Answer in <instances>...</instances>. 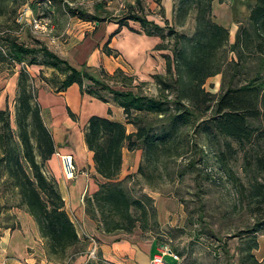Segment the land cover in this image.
Instances as JSON below:
<instances>
[{"label": "trees", "instance_id": "1", "mask_svg": "<svg viewBox=\"0 0 264 264\" xmlns=\"http://www.w3.org/2000/svg\"><path fill=\"white\" fill-rule=\"evenodd\" d=\"M49 1L53 4L59 0H44L41 4H48ZM71 1L75 3L79 0ZM214 1L177 0L175 21L171 26L169 22L164 27L157 25L133 11L121 20L122 25L128 20L137 21L148 34H161L167 39L177 33V26L185 25L190 17L195 18V34L191 37L183 33L176 36L173 53L163 54L167 74L157 75L161 81H165L170 75L176 77V112L172 111L170 100L141 95L131 89H117L85 67H74L42 44L29 46L19 43L16 38L6 44V50L0 43V63L11 60L24 64L33 56L28 64L52 66L65 75L56 84L55 76L41 74L42 79L55 85L58 91H64L78 83L83 92L105 102L113 100L124 107L128 123L137 126L136 132L129 133L126 123L94 115L87 128L86 141L94 152L97 172L105 179L100 189L86 198L87 211L107 233H132L139 222L144 231H154L153 227L160 225L154 197L149 194L136 197L125 180L121 179L125 147L131 151L145 148L146 160L149 162L161 151H173L184 145V140H180L182 127L192 126L195 135L205 134L210 146L222 144L224 140L226 151L223 150L222 153L226 157L216 153L219 168H227V172L239 186L243 200H247L256 218L250 231L251 237L247 241L250 251L247 258L251 264H264L252 252L260 246L258 233H264V0H250L249 15L246 20L241 21L234 42H231L230 29L214 20ZM9 2L10 0H0L4 5L0 8V15L6 13ZM60 6L61 4L58 5ZM63 9L84 19L106 20L99 15L92 17L85 10L69 4L63 5ZM12 11L15 15L17 10L13 8ZM157 49L164 51L169 48L167 44L161 43ZM40 53L47 62L39 61ZM103 72L110 79L121 74L132 80V76L122 68L114 74L105 70ZM219 73H223L226 79L232 77L230 83L243 75L246 77L245 83L228 87L219 97L213 115L206 118L210 106L203 108L202 103L209 100L211 93L204 85L211 76ZM31 78L24 66L19 79L15 116L17 131L11 110L0 109V178L6 179L17 190L21 197L20 206L25 207L36 220L42 236L47 240L49 254L66 261L81 251L82 239L67 210L57 181L46 174L45 167L56 153V143L45 123L38 101V90ZM87 80L92 85L87 86ZM104 90L113 94V99L106 96L102 92ZM184 99L190 103L184 104ZM133 111L154 112L168 118V122L161 132H156L152 124H143L139 116L132 118ZM194 134L192 141L198 145ZM233 142H237L238 147ZM184 153L185 151L179 150L177 154ZM239 153L244 160L243 168L251 174L249 186L232 172L227 162L229 157ZM194 163L196 161L192 159L191 164L195 166ZM164 168L168 169V166L165 165ZM138 173L147 177L145 163H141ZM172 251L174 252L173 249Z\"/></svg>", "mask_w": 264, "mask_h": 264}, {"label": "crops", "instance_id": "2", "mask_svg": "<svg viewBox=\"0 0 264 264\" xmlns=\"http://www.w3.org/2000/svg\"><path fill=\"white\" fill-rule=\"evenodd\" d=\"M87 1L92 4V9L86 11L84 5ZM176 2L177 0H79L82 5L79 6L80 9L92 17L99 15L106 20L84 19L74 15L79 16L78 21L70 23L67 31L57 36V41L52 42L43 35L38 37L74 67L78 69L85 67L98 78L104 76L101 70L114 74L119 68L126 74L130 72L142 79L156 71L167 74L166 60H162L158 54L161 50H158L157 46L165 43L168 38L164 39L161 34H148L145 28L134 20H128L122 25V18L114 19L113 16L121 10L133 11L164 27L168 22L173 25L175 21ZM249 2L250 0L213 2L214 20L230 29L232 39L236 38L241 21L246 20L249 15ZM49 8L51 9V6ZM65 13L72 15L67 11ZM192 19L196 24L195 18ZM51 20L53 22L52 18ZM165 21L168 22L165 24ZM92 22L94 26H91ZM54 27L58 33L56 25ZM87 29L90 31L89 44L84 42L75 44L74 37L82 38ZM149 68L153 71L149 72ZM161 69L162 71L165 69V72ZM40 70H37V73L33 72L34 75L37 76ZM50 71L53 69L50 68ZM51 72H44V75L51 77ZM16 77L19 83V75ZM38 79L43 83L39 86L38 101L45 123L56 143V153L45 167L46 174L57 181L67 210L77 225L84 249L72 255L70 261L51 256L47 240L42 236L36 220L25 211L27 222L17 228L6 227L0 239V264H152L153 256L164 246L158 238L162 236L163 230L157 234L152 230L144 231L142 228L128 234L107 233L99 222L88 214L86 203V198L93 196L100 189L101 183L105 182L97 172L94 152L90 150L86 141L91 117L99 115L124 122L129 133L136 132L137 126L128 123L124 107L113 100L105 102L83 92L78 83L64 91H58L55 85L52 88L53 84L43 80L41 76ZM142 152L141 149L131 151L125 147L122 177L138 171L142 162ZM63 156H72L75 169L71 176L68 174V166ZM148 194L155 199L162 229L180 222L181 218L185 217L183 207L175 198L152 190ZM91 237L98 243L96 258L91 256L93 249ZM165 260L166 264L178 262L171 254H167Z\"/></svg>", "mask_w": 264, "mask_h": 264}, {"label": "rangeland", "instance_id": "3", "mask_svg": "<svg viewBox=\"0 0 264 264\" xmlns=\"http://www.w3.org/2000/svg\"><path fill=\"white\" fill-rule=\"evenodd\" d=\"M43 1L10 0L9 5H6V13L0 15V43L3 49H6V44H10L16 38L19 43L29 46L39 44L48 46L44 40L38 37V34L30 29L22 31V26L18 25L17 17L25 6L33 8L35 15L49 16L52 13L53 16L49 17L53 19V24L56 25L58 32L54 33L55 36L65 33L70 23L78 21L79 16L66 14L63 5L69 4L74 8H79V6H82L79 1L74 3L71 0H59L52 5H50L51 1L48 2L49 5L41 4ZM59 4H61L60 7H58ZM2 6L4 5L0 3V8ZM84 6L86 11L92 9V4L88 1ZM13 8L17 10L15 15L12 14ZM128 14L129 12L121 10L113 17L114 19H124ZM192 18L194 17H190L185 25L177 26V33L165 41L169 49L158 53L161 55L162 60H166L164 53H173L178 34L183 33L189 37L195 34L196 24ZM166 22L168 21H165V24ZM91 26H94L93 22ZM169 26H171V22H169ZM168 31L167 29L166 32ZM89 32L87 29L85 34H82V38H75L73 35L76 39L74 43L84 42L89 44ZM235 40L236 38H231V42ZM32 58L33 56H30L27 62L29 63ZM38 58L40 62H47L42 53L38 54ZM28 63H14L11 60L0 63V109L9 108L11 110L16 131L15 116L20 90L16 76L19 75L20 78L22 68L26 66L31 77H34L35 80L32 79L33 77L31 80L37 90L43 84L37 78H40L44 72H51L50 68L53 69L50 76H55L56 84H59L65 78L62 72L52 66ZM41 67H44V69L40 70ZM149 69V72L153 71L152 68ZM37 70H40V73L35 76L33 72L37 73ZM162 72H165V69ZM101 73L104 75L103 70H101ZM128 74L133 76L132 80L121 74L114 79L105 76H103V79H106L117 89H131L141 95L170 100L172 111L176 112L174 100L178 96V89L174 75L167 76L164 79L165 81H161L158 80L157 75L166 76V73L164 75L160 71H156L154 74L149 73L144 79L130 72ZM231 79L232 77L226 79L223 73H219L207 80L204 87L211 95L208 97V101L202 103L203 108L210 106L206 118L213 115L221 94L231 85L244 84L246 77L240 75L231 82L232 84L230 83ZM86 84L87 86L92 85L88 80ZM51 86L54 88V85ZM102 92L113 99V94L105 90ZM203 98L205 99V97ZM183 102L184 104L190 103L187 99H184ZM138 116L143 120V124L147 126L152 124L156 132H161L164 129V124L168 122V118L154 112L133 111L132 118H138ZM193 134L192 126L182 127L180 140H184V145L179 149H173V151H161L149 162L146 160V149H141L143 150L142 162L145 163L147 177L138 173V169L137 172L121 176V179L125 180V184L136 197L148 194L152 190L158 194L175 198L178 204L183 207L185 217H182L180 222L163 227V229L160 225L154 226V231L152 230L155 234L163 230L161 231L162 236H158V238H160L161 244L170 250L173 249L174 253L179 255L177 264H251L250 259L247 258L250 254L247 241L251 237L249 236L251 235L250 231L256 218L250 210L247 200H243L240 188L235 179L227 172V168L222 170L219 168L216 153L223 158L226 157L222 153L223 150L226 151V147L223 145L224 140L222 144L216 143L210 146L205 134H194L198 142L197 145L192 141ZM233 144L238 147L237 142H233ZM179 150L185 151V153L178 155ZM192 159L196 161L195 166L191 164ZM243 161L242 154L239 153L234 157H229L227 162L232 172L249 186L251 174L243 168ZM165 165L168 166V169L164 168ZM20 205L21 197L17 194V190L6 179L0 178V239L6 227L17 228L25 223L26 216L24 213L26 208ZM139 215L140 213H138ZM138 228H141V222L138 223L136 229ZM116 233L128 234L124 231H117ZM258 240L259 249L252 252L259 260L264 261L263 232L258 233ZM83 249L82 246L79 250L82 251ZM70 259L71 256L66 261H70ZM173 259L176 260L174 257Z\"/></svg>", "mask_w": 264, "mask_h": 264}, {"label": "built area", "instance_id": "4", "mask_svg": "<svg viewBox=\"0 0 264 264\" xmlns=\"http://www.w3.org/2000/svg\"><path fill=\"white\" fill-rule=\"evenodd\" d=\"M17 21L22 26V31L30 29L38 35H43L50 39L52 42L57 41L58 37L55 36V27L50 17L35 15L33 8L25 6L17 17ZM64 162L68 166V174L71 176L74 173V163L72 156H63ZM93 242V249L91 250V256L96 258L98 252V243L94 237L90 238ZM171 254L176 260L179 259V255L174 253L172 250L163 246L159 253L155 254L152 258V264H166L165 256Z\"/></svg>", "mask_w": 264, "mask_h": 264}]
</instances>
